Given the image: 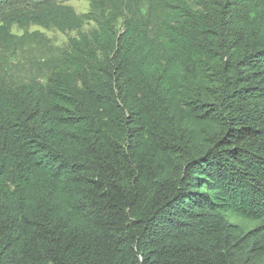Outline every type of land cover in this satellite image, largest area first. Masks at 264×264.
I'll use <instances>...</instances> for the list:
<instances>
[{"label": "trees", "instance_id": "16d2710c", "mask_svg": "<svg viewBox=\"0 0 264 264\" xmlns=\"http://www.w3.org/2000/svg\"><path fill=\"white\" fill-rule=\"evenodd\" d=\"M88 1L0 0V56L77 32L0 63V264H264V0Z\"/></svg>", "mask_w": 264, "mask_h": 264}, {"label": "rangeland", "instance_id": "374dc122", "mask_svg": "<svg viewBox=\"0 0 264 264\" xmlns=\"http://www.w3.org/2000/svg\"><path fill=\"white\" fill-rule=\"evenodd\" d=\"M56 2L70 6L76 14L82 15L89 10L88 0H55ZM1 25V22H0ZM90 26H83L82 32ZM10 33L21 37L20 42L11 52L0 56V63L6 69V78L11 83L25 81L30 84H40L46 74L44 63L58 54V50L65 46L69 38L77 36L76 31L61 33L54 28H43L30 25L19 28L13 25ZM229 222L237 225L243 232L253 229L258 222L244 221L229 216Z\"/></svg>", "mask_w": 264, "mask_h": 264}]
</instances>
